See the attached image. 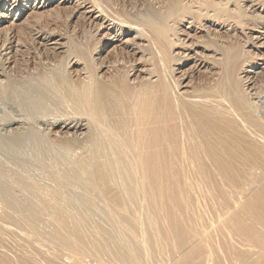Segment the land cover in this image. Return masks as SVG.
I'll return each mask as SVG.
<instances>
[{
  "label": "bare ground",
  "instance_id": "obj_1",
  "mask_svg": "<svg viewBox=\"0 0 264 264\" xmlns=\"http://www.w3.org/2000/svg\"><path fill=\"white\" fill-rule=\"evenodd\" d=\"M0 264H264V0H0Z\"/></svg>",
  "mask_w": 264,
  "mask_h": 264
},
{
  "label": "rangeland",
  "instance_id": "obj_2",
  "mask_svg": "<svg viewBox=\"0 0 264 264\" xmlns=\"http://www.w3.org/2000/svg\"><path fill=\"white\" fill-rule=\"evenodd\" d=\"M11 245V244H10ZM13 246V245H12ZM14 247V246H13Z\"/></svg>",
  "mask_w": 264,
  "mask_h": 264
}]
</instances>
